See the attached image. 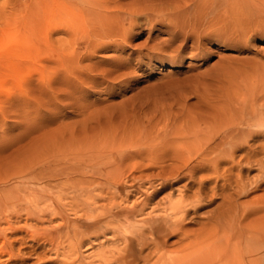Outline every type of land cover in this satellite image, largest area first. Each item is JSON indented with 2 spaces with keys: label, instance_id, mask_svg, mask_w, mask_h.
<instances>
[{
  "label": "rangeland",
  "instance_id": "obj_1",
  "mask_svg": "<svg viewBox=\"0 0 264 264\" xmlns=\"http://www.w3.org/2000/svg\"><path fill=\"white\" fill-rule=\"evenodd\" d=\"M233 112L254 113L264 142L263 0H0V206L12 214L0 230L19 251L0 262L62 264L28 236L55 228L62 245L72 236L73 264H145L129 250L144 239L152 251L167 202L187 194L157 167L192 128ZM178 243L170 233L149 263Z\"/></svg>",
  "mask_w": 264,
  "mask_h": 264
},
{
  "label": "bare ground",
  "instance_id": "obj_2",
  "mask_svg": "<svg viewBox=\"0 0 264 264\" xmlns=\"http://www.w3.org/2000/svg\"><path fill=\"white\" fill-rule=\"evenodd\" d=\"M253 118L254 113L252 112L243 114L233 112L229 115L214 117L212 121H206L203 126L192 128L184 136L185 145L184 149L178 150L179 156H175L168 164L158 166L157 172L163 176L164 182H162L164 186L184 179L186 182L183 188L187 191V194H177L178 197H171L169 202H167L166 210L168 212L165 220H162L164 225L159 223L152 229L155 234H160L158 239L152 242L154 244L152 245V251L149 250L150 252L146 251L144 253L146 243L143 239L141 240V248H131L129 250L130 254L136 257L144 254L145 264H260L256 254L264 249V187L262 188V193L257 197L240 201L241 196L260 190L261 186L264 185V174L262 175L264 172V142L258 143L256 141L257 143L255 144V141H253L255 137H259L262 134L260 131L248 126ZM251 141L252 143L250 144ZM255 169L261 172L260 176L255 178L253 177L254 174L251 176L253 178H249L248 172ZM49 183L51 185V182ZM34 200L32 198L30 202H34ZM216 200L218 201L212 210L203 216L204 220L195 221L194 218H197L198 210L208 204H212ZM2 205L0 206V220L4 214L12 217V214L9 213L10 210ZM190 213L195 215L190 217ZM258 213H261V215H257ZM112 221L114 222V220ZM66 222L68 223L67 220ZM191 223H195L197 227L193 230H185L183 228L186 224ZM6 224L7 227L4 230L10 229L11 227L7 221ZM62 228L60 227L59 231ZM68 232L66 230L63 234L70 240L72 236ZM170 233L178 236L179 243L174 250L176 254L171 256L172 252L165 251L157 256L153 262L149 263L150 254L161 250L157 243L160 241L164 242ZM28 234L32 243L35 244L31 247L37 246V240L42 238L44 242L48 243L51 250H54L52 252L53 254L55 253V257L61 256V258H64L60 263L73 264V257L76 254L75 245L70 242L71 240H67L66 246L62 245L58 239L59 232L55 228L40 231L32 230ZM5 235L3 230H0V257L6 255L7 258L5 259L11 261L14 256L18 255L19 251L17 249L16 252L13 249V240L8 239ZM20 240H24V237H20ZM254 256L256 257L255 259H253ZM101 258H104L103 260H106V262L115 259L114 256L107 258L101 256ZM127 258L129 256L124 254L121 256L120 261L125 262ZM0 264L2 263L0 262Z\"/></svg>",
  "mask_w": 264,
  "mask_h": 264
}]
</instances>
